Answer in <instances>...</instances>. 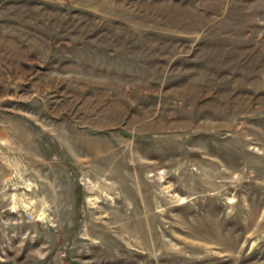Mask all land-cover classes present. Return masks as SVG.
<instances>
[{
    "label": "rangeland",
    "instance_id": "obj_1",
    "mask_svg": "<svg viewBox=\"0 0 264 264\" xmlns=\"http://www.w3.org/2000/svg\"><path fill=\"white\" fill-rule=\"evenodd\" d=\"M0 264H264V0H0Z\"/></svg>",
    "mask_w": 264,
    "mask_h": 264
}]
</instances>
